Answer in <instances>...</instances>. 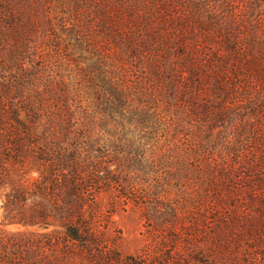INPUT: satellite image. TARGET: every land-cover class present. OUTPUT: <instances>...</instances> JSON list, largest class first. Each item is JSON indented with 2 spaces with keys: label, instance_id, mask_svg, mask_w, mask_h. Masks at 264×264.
<instances>
[{
  "label": "rangeland",
  "instance_id": "obj_1",
  "mask_svg": "<svg viewBox=\"0 0 264 264\" xmlns=\"http://www.w3.org/2000/svg\"><path fill=\"white\" fill-rule=\"evenodd\" d=\"M0 73L14 103L39 90L61 120L70 109L118 172L94 198L100 251L59 250L63 264L163 256L167 235L149 220L163 202L186 225L207 213L208 232L218 194L242 220L254 215L251 188L264 194L252 183L264 177V0H0ZM5 202L0 192V224ZM253 264H264L260 251Z\"/></svg>",
  "mask_w": 264,
  "mask_h": 264
},
{
  "label": "trees",
  "instance_id": "obj_2",
  "mask_svg": "<svg viewBox=\"0 0 264 264\" xmlns=\"http://www.w3.org/2000/svg\"><path fill=\"white\" fill-rule=\"evenodd\" d=\"M9 89L8 77L0 73V192L7 206L0 224V264H63L59 250L63 257L75 247L100 251L103 240L95 230L94 198L108 190L118 174L106 168L105 148L86 134L84 124L77 125L70 109L61 120L39 90L21 91L14 103ZM253 178L252 183L264 184V177ZM233 179L227 177L230 183ZM226 199L218 194L216 202H209V214H215L213 232L202 230L207 213L186 225V213L176 207L166 202L160 211L153 207L149 220L167 235L161 245L170 246L169 252L154 259L147 254L124 260L101 255L103 262L97 264H253L259 251L264 256V194L251 188L255 212L246 220L240 216L241 207L231 208ZM9 225L36 227L38 232H11ZM184 228L190 231L186 241L176 233ZM198 231L203 243L193 240Z\"/></svg>",
  "mask_w": 264,
  "mask_h": 264
}]
</instances>
